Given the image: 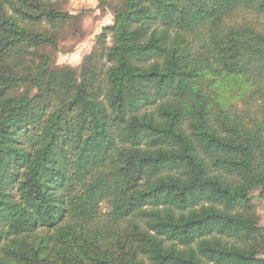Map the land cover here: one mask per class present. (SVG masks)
<instances>
[{
  "label": "trees",
  "instance_id": "16d2710c",
  "mask_svg": "<svg viewBox=\"0 0 264 264\" xmlns=\"http://www.w3.org/2000/svg\"><path fill=\"white\" fill-rule=\"evenodd\" d=\"M9 3L0 264H264V0H123L79 70L41 51L67 14Z\"/></svg>",
  "mask_w": 264,
  "mask_h": 264
},
{
  "label": "rangeland",
  "instance_id": "374dc122",
  "mask_svg": "<svg viewBox=\"0 0 264 264\" xmlns=\"http://www.w3.org/2000/svg\"><path fill=\"white\" fill-rule=\"evenodd\" d=\"M122 1L51 0L56 8L67 14L68 17L59 21L55 26L57 31L56 48L46 46L41 51L50 56L55 68L72 67L79 70L87 55L96 46V38L102 28L112 24L113 10ZM13 2L14 0H10L9 4H3L2 8L6 13H11ZM106 41L108 44L111 43L109 35ZM223 97L230 112L237 110V113L241 115H255L256 110L253 107V102L244 103V97L241 98L239 91L236 90L231 98L224 92ZM256 115L258 116V114ZM245 121L248 122L249 118L245 117ZM250 205L252 216L260 226L264 227V191L262 188L255 187L250 192Z\"/></svg>",
  "mask_w": 264,
  "mask_h": 264
}]
</instances>
